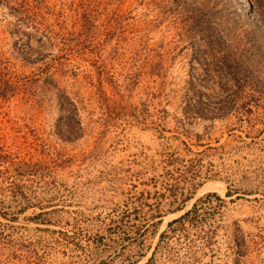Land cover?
I'll return each instance as SVG.
<instances>
[{
	"label": "rangeland",
	"instance_id": "374dc122",
	"mask_svg": "<svg viewBox=\"0 0 264 264\" xmlns=\"http://www.w3.org/2000/svg\"><path fill=\"white\" fill-rule=\"evenodd\" d=\"M0 264H264V0H0Z\"/></svg>",
	"mask_w": 264,
	"mask_h": 264
},
{
	"label": "trees",
	"instance_id": "16d2710c",
	"mask_svg": "<svg viewBox=\"0 0 264 264\" xmlns=\"http://www.w3.org/2000/svg\"><path fill=\"white\" fill-rule=\"evenodd\" d=\"M204 110L206 109H201V114L200 116H202L203 118H206V114H204ZM144 196V194H142V197ZM227 196H230L229 194H227ZM215 198V201H217V205L218 207H222L223 206V199L218 196L216 193L214 194H209L207 195V199H212ZM140 198H137V200H139ZM208 200V201H209ZM205 201H201V203H203ZM150 206V205H148ZM152 206H150L151 208ZM159 209H157L156 214L152 215V218H156V216L159 213L158 211ZM182 209H179V211H181ZM208 215V214H207ZM207 218H206V213H204V206L200 205L199 203H196L193 208L191 210H189L188 212H186L184 215H182L181 217L173 220L172 222H170L168 224V229H170V232L173 234H177V233H181V234H185L184 237L186 239H189V234H186L187 228L191 227V228H196L199 229L202 235H198V237L203 240L207 245H212L213 241L217 235L218 229L220 228L219 226H215L214 225H210L209 229L203 230V228L207 225ZM205 229V228H204ZM168 237V233H162L160 236V242L162 243L164 241V239H166ZM232 243L233 246L235 247L236 253L238 254L239 258H242L245 256L246 252L244 251V249L246 248V239L243 236H240L238 233L234 232L232 234ZM155 252L153 253L152 257L150 258V262L153 261ZM238 262V261H236Z\"/></svg>",
	"mask_w": 264,
	"mask_h": 264
},
{
	"label": "bare ground",
	"instance_id": "6f19581e",
	"mask_svg": "<svg viewBox=\"0 0 264 264\" xmlns=\"http://www.w3.org/2000/svg\"><path fill=\"white\" fill-rule=\"evenodd\" d=\"M249 4V3H248Z\"/></svg>",
	"mask_w": 264,
	"mask_h": 264
}]
</instances>
